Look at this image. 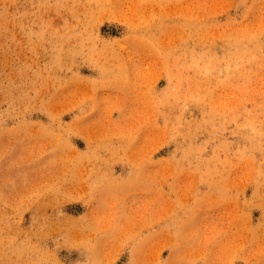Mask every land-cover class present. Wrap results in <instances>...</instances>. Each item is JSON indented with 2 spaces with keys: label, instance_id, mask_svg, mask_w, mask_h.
<instances>
[{
  "label": "rangeland",
  "instance_id": "obj_1",
  "mask_svg": "<svg viewBox=\"0 0 264 264\" xmlns=\"http://www.w3.org/2000/svg\"><path fill=\"white\" fill-rule=\"evenodd\" d=\"M0 264H264V0H0Z\"/></svg>",
  "mask_w": 264,
  "mask_h": 264
}]
</instances>
